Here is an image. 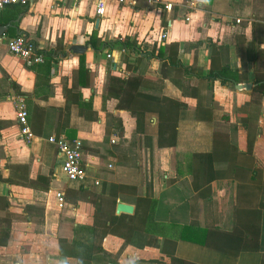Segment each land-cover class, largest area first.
Listing matches in <instances>:
<instances>
[{
  "label": "crops",
  "instance_id": "obj_1",
  "mask_svg": "<svg viewBox=\"0 0 264 264\" xmlns=\"http://www.w3.org/2000/svg\"><path fill=\"white\" fill-rule=\"evenodd\" d=\"M96 1L0 12V264H264V0H106L101 16ZM19 35L43 63L8 52ZM225 66L233 85L205 79ZM52 136L82 142L83 184ZM216 138L226 161L199 164ZM85 246L89 260L70 255Z\"/></svg>",
  "mask_w": 264,
  "mask_h": 264
},
{
  "label": "built area",
  "instance_id": "obj_2",
  "mask_svg": "<svg viewBox=\"0 0 264 264\" xmlns=\"http://www.w3.org/2000/svg\"><path fill=\"white\" fill-rule=\"evenodd\" d=\"M34 0H0V12L6 7L14 4L27 5ZM117 6L130 5L134 6L138 1L145 2L148 6H157L166 12H171L173 8L172 2L169 0H110ZM106 0L96 1V12L98 15H103L105 12ZM189 2L187 6H191ZM187 20V18H186ZM167 34H161V40H166ZM6 48L10 54L20 59L26 66L41 64L44 62V56L38 52L35 44L26 36L19 35L15 38L7 40ZM107 59L111 58L110 54L106 55ZM16 121L20 126L22 136H25L27 141L33 139L28 127V112L25 102L22 98H17L15 102ZM48 143L54 145L57 149L58 158L61 162V169L66 179L70 182H79L83 184L87 179L86 171L82 165V142L80 140L69 141L64 137H50ZM97 185V183H95ZM57 208L64 207L62 192L55 194Z\"/></svg>",
  "mask_w": 264,
  "mask_h": 264
},
{
  "label": "trees",
  "instance_id": "obj_3",
  "mask_svg": "<svg viewBox=\"0 0 264 264\" xmlns=\"http://www.w3.org/2000/svg\"><path fill=\"white\" fill-rule=\"evenodd\" d=\"M123 43L126 44L125 42H123ZM106 45H108V44H105V46ZM170 61H171V64L173 66H177L178 61L176 59L173 58V59H170ZM233 74H234V72H232L231 70H229V68L227 66H225V67H223L221 69H216V70L212 69V70H210V72H208V74L205 76V79H207L210 82H213L214 80H219L222 85H226V84L233 85L236 82V79L232 78ZM234 76H235V74H234ZM254 82L256 84L255 90H260V93L264 96V82H262L261 84H260V82H258V80L254 81ZM214 141H215L214 142L215 147H214L213 153H210V154H208L206 156L205 155H196L195 156L197 158V162L199 164L202 161V162L207 163V164L209 163V165L212 166V164L214 165L216 163H224V161H226L225 156H221L219 158V156H217V154H215L216 150H223V148L221 149L220 146L225 143V140L220 139V138H216V139H214ZM252 143L253 142L251 141L249 149H248L249 152L251 151L250 149H251ZM217 145H219V146H217ZM205 157L209 158V160H206ZM132 217L135 219L137 217L136 213H134V215ZM112 225L113 224L111 223V226ZM84 229H86V228L82 227V226L73 227V231H75V233L78 232L79 230H84ZM205 232H204L203 236L206 237V233ZM73 246H74V244H73ZM84 249H85V252H86L85 255L80 256L79 254L74 253L73 250L70 252V255L72 257H78V258H82V259H85V260H89L91 258V254H92V251H93V246H91L90 251L87 249V246H85ZM74 255H76V256H74ZM183 264H185V263H183ZM262 264H263V261H262Z\"/></svg>",
  "mask_w": 264,
  "mask_h": 264
},
{
  "label": "water",
  "instance_id": "obj_4",
  "mask_svg": "<svg viewBox=\"0 0 264 264\" xmlns=\"http://www.w3.org/2000/svg\"><path fill=\"white\" fill-rule=\"evenodd\" d=\"M99 20L96 21V25H98ZM86 49V47L84 46H72L70 48V50H72L73 52H84ZM252 87L251 84H244V85H237L236 88L237 89H245V90H250ZM133 212V207L127 204H122V203H118L116 205V213H124V214H132Z\"/></svg>",
  "mask_w": 264,
  "mask_h": 264
}]
</instances>
